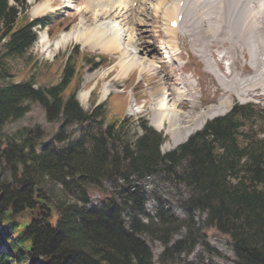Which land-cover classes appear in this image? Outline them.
<instances>
[{"label": "trees", "instance_id": "16d2710c", "mask_svg": "<svg viewBox=\"0 0 264 264\" xmlns=\"http://www.w3.org/2000/svg\"><path fill=\"white\" fill-rule=\"evenodd\" d=\"M28 5L27 0H0V162L11 176L10 181L0 179V264H152L149 247L137 236L141 229L160 227L171 236L192 227L196 211L204 214L205 228L230 239L235 264H264V108L234 103L226 114L162 154L164 136L151 126L140 124V133L131 136L125 117H109L102 104L90 111L81 107L76 93L83 71L108 64L105 55L75 45L56 55L64 61L54 83L35 87L24 74L14 81L18 74L11 73L10 60L30 50L35 26L48 21L29 19ZM27 102L40 104L47 122L59 124L54 139L67 142L63 148L42 145L38 150L39 129L3 135L5 123L28 112ZM98 118L107 123L101 132L75 140L71 133L62 134L73 124ZM158 172L189 188L182 199L187 220L168 218L157 209L159 222L149 217L139 224L143 201L132 183ZM104 180L126 186L125 197L105 191ZM46 184L60 194L50 192L51 200L43 190ZM90 189L101 198L89 207ZM69 194L75 200L63 197ZM187 238L171 247L185 251Z\"/></svg>", "mask_w": 264, "mask_h": 264}, {"label": "rangeland", "instance_id": "374dc122", "mask_svg": "<svg viewBox=\"0 0 264 264\" xmlns=\"http://www.w3.org/2000/svg\"><path fill=\"white\" fill-rule=\"evenodd\" d=\"M147 1V9L149 11L146 15L147 18H145L143 12H140L143 6H140L137 1H132V3L131 0L127 1L129 6L137 10L139 13L138 17L142 15L141 19L147 21H144L145 24L143 23L144 25L141 26L136 23H132L133 25L130 24V26L135 27L137 34L140 30L141 36L144 37L146 41L148 40L155 44L149 47L151 49L149 58L157 61L159 65L163 63V68H158L160 72H151V74L143 72L140 74L138 71L139 66L131 69L125 77H119L117 76L120 73L119 66L115 64L120 57L119 52H107L98 48H89L72 39L50 50L44 42L52 43L62 31L68 30L71 27H73V30L78 29L80 18L85 22V26H94L91 22H86L85 18L81 17L80 14V12H84L86 0H41L38 3L28 0L29 6L26 10L28 18H46L48 19V25L36 29L37 39L25 55L10 60L9 66L12 67L10 70L12 71L11 73L15 75L18 74V77L15 78L14 81H18L19 78H21L19 76L24 74V79L29 77L33 78L35 87L48 85L51 82L54 83L57 79V70L60 69L64 61L62 55H60L58 59H54L55 54H64V52L68 51L71 47L78 45L81 50L90 51L92 53H102L110 57V61L106 65H102L94 70L84 69L80 89L77 92L79 103L80 91L88 90L89 93L84 105L80 103L81 107L85 111H90L96 105L104 104L105 114L108 113L109 117L119 118L124 115L127 122L130 124L129 135L131 136H133L134 133H140L138 127L140 124H146L152 127L150 124L153 117L151 108L159 105L163 97L160 86H158L160 83H162L163 87H166L165 91L168 89V93L164 92L166 96L169 97V104L179 106V110L184 113L202 111L210 104L216 103L217 105H221L220 100L227 97L228 93L225 92L226 89L224 90L221 85V82H226L224 73L228 70L226 69L228 64L227 57H225V61L223 59V63L219 65L213 59L214 55L212 56L215 50L212 52L209 51L211 53H208L207 56L209 57V64H211L208 67L204 60L193 51L190 42V46H187L183 39L178 41L179 47L177 48L181 49L180 53L178 51L179 49H176L174 45L175 41L170 37L167 38L163 31L164 21L161 16L162 13L163 17L165 16L163 12L165 10L160 8L159 0ZM40 4H43L48 9L46 11L39 10L37 14H31V9ZM46 4L48 5L46 6ZM133 15H135V13H133ZM130 18L132 19L133 17ZM164 18L166 19V17ZM99 20L103 22V19ZM105 20L108 21L109 19ZM100 21L98 23H100ZM121 23H123V20ZM236 32L237 31L234 30L231 41L233 44H240L243 38L241 37V40L239 38L236 39ZM184 35L185 34H181V36ZM123 41L125 45L130 44L127 36H123ZM127 46L126 48L128 49ZM166 57L168 58L166 59ZM235 57L237 69H235L234 73H237L238 78L241 80L253 76L257 65L248 60L249 53L247 49L242 52L237 48ZM159 58L161 59L159 60ZM163 60L166 62H163ZM45 63H48V65ZM141 66H145V64ZM163 77H165L166 83ZM105 84H108L110 89L109 94L106 96L108 98L107 102L106 97H102V88ZM174 88H176V91ZM229 89L232 91L230 92L229 105L225 107L227 110L234 103L245 104L256 102L264 107V96L259 93L254 92L253 94H246L244 91H241L239 87H231L230 85ZM29 105L30 109L21 118L5 123L2 128L3 135L10 136L16 130L22 128L39 129L40 137L37 141L38 150L42 145H48L56 149L63 148L67 142H59L54 139V135L59 130V124L57 122H47L44 109L40 104L31 102ZM191 105L195 107L193 108ZM225 113L227 112H222L218 114L217 117ZM212 117L213 116L210 118ZM210 118L202 119V124L199 123V125H197L199 128L194 129L189 135L199 131L204 126L203 124ZM102 120L104 119L98 118L94 123L73 124L65 128L62 134L71 133V140H75L83 137L88 132H101L106 126V123ZM164 122L163 129H156L153 127L164 135V140L159 148L162 154L176 149L189 137L188 135L185 140L174 145L173 136L176 135V132L173 130L168 133L166 130L169 124L166 120ZM0 179L3 181L11 180L10 171L2 162H0ZM121 186L122 184L120 182L112 183L104 180L102 183V188L105 189V191L113 193L118 199L125 197L124 192L126 186H122V189L120 188ZM131 187L138 190L143 201L144 214L147 216H154L157 209H162L163 213L167 214L168 218L174 216L179 219L187 220L186 218L189 216V213L182 208V199L187 195L189 188L183 183L177 182L173 176L158 172L133 182ZM37 190L34 188V191L37 192ZM43 190L46 196L51 198V200L54 196L50 195L52 194L50 192H55L56 195L60 194L59 189L49 184H46ZM56 190L58 191L56 192ZM71 196L72 195L69 194L68 197L66 195L63 197L66 199L74 198L75 200V197ZM100 198L101 196L98 191L94 189L89 190V205H97ZM127 212L128 210L125 212V222H128ZM191 217L193 218L190 222V225L193 223L192 227H188V229L187 227L180 228L171 236H168L165 230L160 227L151 232L141 229L137 236L144 240L150 248L153 264H186L188 262L195 264L200 262L234 264V254L229 238L218 233L213 228H205V226L202 225L204 214L196 211L193 212ZM139 224H146L145 216L139 217ZM190 230H192L193 233H191ZM187 235H190L191 239H186V243H188L185 246V251L178 252L171 247L174 242L185 239ZM165 241L168 245L166 247L164 245Z\"/></svg>", "mask_w": 264, "mask_h": 264}, {"label": "bare ground", "instance_id": "6f19581e", "mask_svg": "<svg viewBox=\"0 0 264 264\" xmlns=\"http://www.w3.org/2000/svg\"><path fill=\"white\" fill-rule=\"evenodd\" d=\"M127 1L129 0H86L84 12H80V14L81 17L85 18L86 22L89 21L94 26H85V22L80 18L78 29L73 30V27H71L68 30H64L52 43L44 42L46 43L45 45L50 50H53L72 39L89 48H98L107 52L117 51L120 53V57L115 64L119 66L120 73L117 75L119 77H125L131 69L139 66L138 71L140 74L143 72L147 74L160 72L158 68H163V63L159 65L157 61L149 58L151 52L149 47L155 44L148 40L146 41L141 36L140 30L138 35L135 27L130 26L132 23L140 26L144 25L146 20L141 19L142 15L138 17L139 13L137 10L129 6ZM132 1H137L140 6H143V8L140 7V12H143L145 18H147L146 15L149 13L147 9L148 1L131 0V3ZM180 1L183 2L181 7L178 4ZM159 6L165 10L163 12L166 19L163 17V13L161 16L164 21L163 31L167 38L170 37L175 41L176 49H179L177 48L179 47L178 41L183 39L181 34H185L189 38L193 51L204 60L208 67L211 63L209 64L207 54L214 50L212 56L214 55L213 59L219 65L223 63L225 57L228 59V62L226 61L228 63H226V69L228 70L224 73L226 82L222 83L220 81L222 88L226 89L225 92L228 93L227 97L220 100L221 105L210 104L202 111L184 113L179 110V106L169 104V97L166 96L168 89L165 91L166 87H163L162 83L158 84L163 97L159 105L151 108L153 117L150 124L156 129H163V124H165L164 121L166 120L169 124L166 131L168 133L173 130L176 132V135L173 136V144L176 145L185 140L194 129L199 128L197 125L199 123L202 124V119L226 112L227 109L225 107L229 105L230 92L232 91L229 89V85L231 87H239L246 94L257 92L264 96V0H159ZM47 9L43 4H40L31 9V14H37L39 10L46 11ZM180 13H182V19L177 21V15ZM130 17L135 18L131 19ZM172 18L177 21L176 28H171L168 25ZM99 19H103V22ZM105 19L109 20L106 21ZM122 20L123 23H121ZM99 21L100 23H98ZM234 30L237 31L235 33L236 39L239 38L241 40V37L243 38L240 44H233L231 41ZM123 36L128 37L130 42L129 45L127 44L128 46L124 44ZM189 42L187 43L190 46ZM237 48L242 52L247 49L249 53L248 60L257 65L255 73L250 78L240 80L237 73H234L235 69H237L235 57ZM163 62L166 61L163 60ZM144 64L145 66H141ZM207 66L206 68L208 69ZM163 78L165 82V77ZM109 92V85H103L102 97H106ZM88 93V90L80 91L79 100L82 105L87 100ZM191 106L195 107L194 105Z\"/></svg>", "mask_w": 264, "mask_h": 264}, {"label": "water", "instance_id": "95a60500", "mask_svg": "<svg viewBox=\"0 0 264 264\" xmlns=\"http://www.w3.org/2000/svg\"><path fill=\"white\" fill-rule=\"evenodd\" d=\"M38 189V187H35V190H37Z\"/></svg>", "mask_w": 264, "mask_h": 264}]
</instances>
